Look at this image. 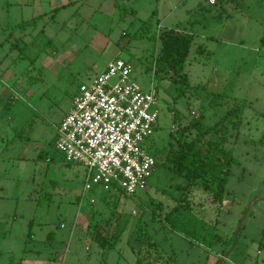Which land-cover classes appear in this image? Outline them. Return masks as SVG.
<instances>
[{
  "label": "rangeland",
  "instance_id": "obj_1",
  "mask_svg": "<svg viewBox=\"0 0 264 264\" xmlns=\"http://www.w3.org/2000/svg\"><path fill=\"white\" fill-rule=\"evenodd\" d=\"M166 30L193 36L177 73L156 69ZM263 34L264 0H0V264H264ZM116 58L160 95L158 165L134 195L85 192L86 167L55 146L80 84ZM237 104L239 131L231 116L206 137L238 158L219 207L168 158L179 127L201 124L190 140Z\"/></svg>",
  "mask_w": 264,
  "mask_h": 264
},
{
  "label": "built area",
  "instance_id": "obj_2",
  "mask_svg": "<svg viewBox=\"0 0 264 264\" xmlns=\"http://www.w3.org/2000/svg\"><path fill=\"white\" fill-rule=\"evenodd\" d=\"M132 72L122 58L109 62L91 83L80 84L57 126V150L86 167L85 192L101 187L134 195L149 188L158 165L150 148L159 124L160 95L153 82L146 90Z\"/></svg>",
  "mask_w": 264,
  "mask_h": 264
},
{
  "label": "trees",
  "instance_id": "obj_3",
  "mask_svg": "<svg viewBox=\"0 0 264 264\" xmlns=\"http://www.w3.org/2000/svg\"><path fill=\"white\" fill-rule=\"evenodd\" d=\"M39 16L33 19L26 20L22 24L32 23ZM189 34V33H187ZM182 34L180 31L166 30L161 35L162 40V53L156 58V69L166 68L172 69L174 72L180 71L186 63L187 56L190 52L193 36ZM192 35V34H191ZM157 37L155 36V39ZM262 45L264 46V34L262 36ZM186 80V76H184ZM240 104L234 105L227 113L219 119V121L211 127L204 128L197 137L185 141V135L191 129H202L201 124L193 120L188 125L179 127L180 136L177 137L179 148L168 158L169 161L174 162L175 169L179 171H185V176L188 179L186 188L190 191L193 186L199 185L205 190L212 192V202L215 205L222 204L227 191V183L229 181L232 165L238 162V158L233 152L225 147V142L228 140L226 135L222 138L210 139L206 137L215 129L222 126L231 116H236V120L233 122L235 129L239 131L241 122ZM221 136V135H220ZM120 194L124 192L120 189H115ZM190 206V203H187ZM33 222H29L28 237L33 236ZM99 225L96 224L93 232V240L100 244L103 250L110 246L116 245L120 236L113 235L109 237L103 234L99 229ZM264 232V231H263ZM54 232L48 234L49 239H53ZM147 239V236H144ZM264 241V237L262 239ZM168 264H174V258L169 256L167 258ZM155 264V262L153 263Z\"/></svg>",
  "mask_w": 264,
  "mask_h": 264
},
{
  "label": "crops",
  "instance_id": "obj_4",
  "mask_svg": "<svg viewBox=\"0 0 264 264\" xmlns=\"http://www.w3.org/2000/svg\"><path fill=\"white\" fill-rule=\"evenodd\" d=\"M37 16H39V15H37ZM37 16H35V17H37ZM33 18H34V17H33ZM33 18H32V19H33ZM37 19H38V18H37ZM28 20H30V19H28ZM25 21H26V20H25ZM34 21H35V20H34ZM23 22H24V21H23ZM33 23H34V22H33ZM159 27H161V26L159 25ZM220 28H221V30L224 29L223 24H222V27H220ZM217 30H218V29H217ZM218 31H220V29H219ZM211 32H212V31H211ZM190 34H192V33L190 32ZM193 35H194V33H193ZM209 35H210V34H206V35L203 34L202 37H204V36L209 37ZM104 69H105V68H104ZM104 69H103V70H104ZM103 70H102V71H103ZM69 110H70V109H69ZM69 110L66 112V114L69 112ZM66 114H65V115H66ZM65 115L63 116V118L65 117ZM63 118H62V119H63ZM223 201H224V200H223ZM220 206H221V207L223 206V202H222V204H221ZM31 221H32L33 224H34V221H33V220H31ZM63 225H64V227H63ZM75 226H76V225H74L73 227L75 228ZM61 227H62V228H65L66 225H65L64 223H62V224H61ZM74 228H73V229H74ZM32 237H33V236H32ZM32 237H31V238H32ZM53 239H55V235H53ZM64 258H65V257H64Z\"/></svg>",
  "mask_w": 264,
  "mask_h": 264
},
{
  "label": "water",
  "instance_id": "obj_5",
  "mask_svg": "<svg viewBox=\"0 0 264 264\" xmlns=\"http://www.w3.org/2000/svg\"><path fill=\"white\" fill-rule=\"evenodd\" d=\"M240 229H238V231H239Z\"/></svg>",
  "mask_w": 264,
  "mask_h": 264
}]
</instances>
